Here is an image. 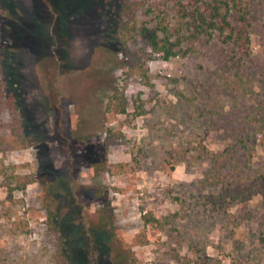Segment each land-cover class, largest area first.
<instances>
[{"label":"rangeland","instance_id":"rangeland-1","mask_svg":"<svg viewBox=\"0 0 264 264\" xmlns=\"http://www.w3.org/2000/svg\"><path fill=\"white\" fill-rule=\"evenodd\" d=\"M115 4L0 0V121L12 120L6 103L15 98L27 137L1 152L0 161L36 178L15 195L24 204L0 210H11L13 220L26 212L28 223L17 233L0 218V264H55L60 244L66 264H256L264 242L262 197L229 209L253 215L233 222L200 183L211 166L210 156L200 154L204 147L215 153L226 146L223 129L208 118L214 108L205 94L222 48L156 56L143 83L105 50L104 14ZM253 14L251 49L264 62V1ZM202 83L205 95L197 93ZM115 85L129 98L126 114L105 110ZM218 103L215 109L228 111L233 99L224 94ZM257 141L255 166L263 156ZM6 196L0 183V201Z\"/></svg>","mask_w":264,"mask_h":264},{"label":"trees","instance_id":"trees-1","mask_svg":"<svg viewBox=\"0 0 264 264\" xmlns=\"http://www.w3.org/2000/svg\"><path fill=\"white\" fill-rule=\"evenodd\" d=\"M263 1L117 0V4L108 6L104 14L109 27L103 44L110 61H125L127 75L136 76L143 83L150 82L148 61L156 56L167 60L186 56L199 46L222 48L221 51L217 49L213 58L214 72L206 77L213 78L209 86L211 91L205 94L211 97L207 104L214 108L207 112L208 118L213 126L223 129L226 146L215 153L204 147L200 154L210 156L211 166L200 183L201 188L209 191L207 198L210 203L233 218V222L238 218L252 219L250 211L242 213L239 208L236 213H231L229 209L248 203L254 195H260L264 205V62L255 59L251 49L253 8ZM204 87L205 83L200 84L197 93L204 94ZM4 89L0 65V104L5 97ZM224 94L233 99L232 107L228 111L223 106L215 109L220 106L218 101ZM6 104L12 120L0 121V153L19 143H27L15 98L10 97ZM128 107L125 88L115 85L106 103V112L126 114ZM137 108L143 107L138 105ZM2 111L0 107V114ZM4 131L9 135H4ZM258 139L263 156L260 165L255 166ZM35 181L33 174L20 173L15 165L0 161V183L7 192L5 200L0 201V210L9 203L24 204V199H17L15 195L17 192L25 193ZM0 218L9 219L12 230L17 233L27 231L26 212L13 220L11 210L6 213L0 211ZM145 218L147 222L154 220ZM48 222L53 223L51 214ZM257 254L256 264H264V242L257 249ZM52 260L55 264H66L61 244L53 253Z\"/></svg>","mask_w":264,"mask_h":264}]
</instances>
